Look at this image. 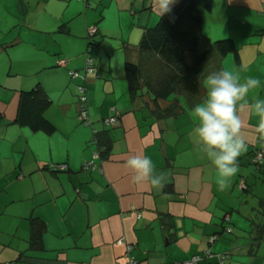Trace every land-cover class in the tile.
<instances>
[{"label":"crops","instance_id":"crops-1","mask_svg":"<svg viewBox=\"0 0 264 264\" xmlns=\"http://www.w3.org/2000/svg\"><path fill=\"white\" fill-rule=\"evenodd\" d=\"M166 13L159 0H0V264H126L128 257L185 264L206 250L229 252L225 264H264V162L252 163L264 131L251 109L264 99V0H211L200 10L199 31L211 49L204 71L262 83L238 104L247 152L223 191L193 134V108L206 97L201 72L195 100L155 99L145 87L130 90L125 77V63L145 64L141 38ZM225 38L237 60L212 46ZM89 57L93 73L85 71ZM37 84L52 132L16 123L20 93ZM80 85L91 126L77 118ZM172 104L181 109L162 116ZM115 113L116 123L105 125ZM137 154L165 174L163 188L132 182L126 161ZM32 219L44 226L37 243ZM215 263L202 257L196 264Z\"/></svg>","mask_w":264,"mask_h":264},{"label":"trees","instance_id":"trees-1","mask_svg":"<svg viewBox=\"0 0 264 264\" xmlns=\"http://www.w3.org/2000/svg\"><path fill=\"white\" fill-rule=\"evenodd\" d=\"M210 6L211 0H182L161 16L154 27L144 32L139 48L146 52L145 64L127 62L124 66L130 90L145 87L155 99L166 100L175 95H186L189 100L198 98L197 76L211 57V49L203 45L205 41L199 31L200 10H208ZM212 46L220 55L232 52L238 59L231 39L216 40ZM41 93L39 84L20 93L16 123L34 131L52 132L54 126L43 115L45 101ZM178 109L181 108L172 104L161 111V115L174 114ZM261 149H256L252 157L256 166L264 162L256 164L253 161ZM43 228V224L32 219L33 243H37Z\"/></svg>","mask_w":264,"mask_h":264},{"label":"clouds","instance_id":"clouds-1","mask_svg":"<svg viewBox=\"0 0 264 264\" xmlns=\"http://www.w3.org/2000/svg\"><path fill=\"white\" fill-rule=\"evenodd\" d=\"M175 0H159L160 15L170 11ZM202 83L206 97L193 108L197 125L193 134L203 148L208 162L216 171L215 183L219 190H226L239 171L238 158L247 152L241 136L243 122L238 115V104L249 97L252 90L262 86L258 77L249 76L243 82L227 69L204 71ZM252 115L259 117V130L264 131V99L256 98L251 104ZM132 170L134 184L147 183L153 189L165 184V174L157 173L153 160L147 155H134L126 161Z\"/></svg>","mask_w":264,"mask_h":264},{"label":"built area","instance_id":"built-area-1","mask_svg":"<svg viewBox=\"0 0 264 264\" xmlns=\"http://www.w3.org/2000/svg\"><path fill=\"white\" fill-rule=\"evenodd\" d=\"M97 32V28L95 26H91L88 29V36L91 38L93 37ZM95 70L94 66H93V60L91 57H89L87 59V64L85 67V71L86 72H90L93 73ZM72 77H76L77 73L76 72H71ZM78 114H77V118L79 120V122L84 125V126H91L90 120L88 118V111H87V96H86V88L84 87V85H80L78 87ZM117 121V114H113L111 116H108L107 118L103 119V122L105 125H114ZM92 142L96 145V150L94 151V157L95 158H99V149L97 146V140L94 136V138H92ZM264 160V150H258L253 161L258 164L261 163ZM88 164L93 165L94 162L91 161ZM53 169L55 171H64L66 170V166L65 165H55L53 166ZM243 187L244 186V182H243ZM226 219H228L226 217ZM215 239L214 236L210 237L209 241L212 242ZM118 243H124L123 239L118 240ZM131 250V245L130 244H126L125 246V253L126 255L129 254ZM203 258H212L215 257L216 258V263L215 264H225V261L227 259H229L230 257V253L229 252H224V253H220V254H214L212 253L210 250H206L203 252V255H194L192 256V258L188 261L185 262V264H196L198 263L199 260H201ZM126 264H138V261L134 258L128 257L127 263Z\"/></svg>","mask_w":264,"mask_h":264},{"label":"rangeland","instance_id":"rangeland-1","mask_svg":"<svg viewBox=\"0 0 264 264\" xmlns=\"http://www.w3.org/2000/svg\"><path fill=\"white\" fill-rule=\"evenodd\" d=\"M147 66H149V64H147Z\"/></svg>","mask_w":264,"mask_h":264}]
</instances>
